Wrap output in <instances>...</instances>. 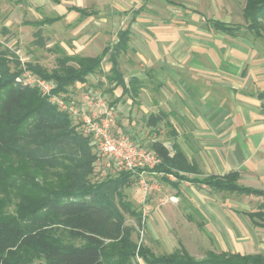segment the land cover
I'll use <instances>...</instances> for the list:
<instances>
[{"label": "trees", "instance_id": "trees-1", "mask_svg": "<svg viewBox=\"0 0 264 264\" xmlns=\"http://www.w3.org/2000/svg\"><path fill=\"white\" fill-rule=\"evenodd\" d=\"M67 10L78 12L80 18L96 14L78 6ZM142 10L138 9L133 19ZM63 17L47 16L24 24L43 27ZM243 18L246 25L215 19H207V23L216 32L237 36L245 28L255 38H264V0H246ZM117 37L111 48L97 56L62 53L51 69L33 63L26 68L54 81V93L68 94L76 83L85 84L90 75L102 72L103 62L111 53L108 82L137 98L143 81L131 77L126 82L118 68L119 58L130 49L131 27L119 30ZM23 68L19 58L3 49L0 42V264H264V253L209 251L197 259L184 246L157 254L136 242L135 228L126 223L125 215L143 227V212L124 192L133 186L136 174L122 171L116 178L93 181L92 164L97 154L90 145L92 137L83 134L71 116L52 104L38 88L16 83ZM258 98L264 113V91ZM158 122L155 114L147 119L150 126ZM150 149L161 160L148 169L150 173L172 174L212 191L264 199V189L242 184L238 171L190 179L178 171L199 170L182 165L186 160L182 152L171 157L159 140L152 142ZM242 214L264 229V203L256 211Z\"/></svg>", "mask_w": 264, "mask_h": 264}, {"label": "rangeland", "instance_id": "rangeland-1", "mask_svg": "<svg viewBox=\"0 0 264 264\" xmlns=\"http://www.w3.org/2000/svg\"><path fill=\"white\" fill-rule=\"evenodd\" d=\"M245 3L246 0H0V42L3 49H8L19 58L21 66L33 63L51 69L62 53L95 56L105 48H111L118 39L119 30L131 27L130 49L127 54L121 55L118 67L128 82L130 70L155 69L158 52L163 49L157 38L158 28L163 24L172 22L174 26L184 27V36L202 32L200 29L216 34L205 19L246 25L243 18ZM70 6L90 8L96 14L80 18L79 13L68 12ZM140 8L143 10L133 19V13ZM55 15L64 17L43 27L24 24L25 21ZM240 37L264 61V38H255L245 28ZM150 48L154 52H148ZM143 51L148 55L144 58L146 63L141 57ZM110 54L103 62L102 72L90 75L87 83H76L69 88L68 94L64 93L67 104L77 109L79 115L67 113L85 134L80 115L82 110L93 116L113 107V134L129 137L134 143L150 148V143L158 138L159 133L157 130L150 131L139 113L133 116L134 111H131L128 114L130 95L124 94L121 86L108 82L106 74L112 68ZM148 58L151 61L148 62ZM154 60L155 63H152ZM141 62L146 67H141ZM141 94L138 99L142 98ZM100 102L105 103L104 107L99 106ZM93 150L96 152L95 148ZM92 166L93 181L116 178L120 173L110 159H99L97 156ZM139 170L133 172L137 176L133 186L124 189L127 199L143 212V227L137 225L132 216L125 215L126 223L135 228L133 238L139 244L149 246L157 254L170 253L184 246L197 259L205 257L209 251L264 253V229L255 226L242 214L256 211L264 203L263 198L216 192L188 184L178 195L171 186L162 182L160 176L148 169ZM241 174L242 184L264 189V173ZM37 180L43 182L42 178ZM142 181L148 184L147 189ZM199 222L203 223V228L197 224Z\"/></svg>", "mask_w": 264, "mask_h": 264}, {"label": "crops", "instance_id": "crops-1", "mask_svg": "<svg viewBox=\"0 0 264 264\" xmlns=\"http://www.w3.org/2000/svg\"><path fill=\"white\" fill-rule=\"evenodd\" d=\"M183 29L172 22L159 27L157 38L163 49L158 52L155 69L129 71L130 78L143 81L140 94L143 92L141 99L129 97L128 114L142 115L146 127L159 133L154 141L163 142L171 157L182 152L186 158L182 165L199 170L180 169L181 176H222L230 171L262 175L264 113L258 98L264 91L262 56L248 47L240 34H210L200 29L202 32L184 36ZM147 51L154 52L151 48ZM141 54L146 63L148 55L145 51ZM145 63L141 62V67H146ZM151 114L159 116L156 126L147 124ZM154 174L178 195L186 184L206 187L172 174Z\"/></svg>", "mask_w": 264, "mask_h": 264}, {"label": "built area", "instance_id": "built-area-1", "mask_svg": "<svg viewBox=\"0 0 264 264\" xmlns=\"http://www.w3.org/2000/svg\"><path fill=\"white\" fill-rule=\"evenodd\" d=\"M16 83L24 87L38 88L52 104L70 114L79 115L77 109L67 104L64 93H54L56 88L54 81L44 79L24 67L22 73L17 76ZM104 105V102L99 103V106L104 107ZM80 115L81 118L83 117L82 130L92 137L91 145L96 149L98 158L110 159L119 172L152 169L160 163L161 160L154 150L134 143L129 137H117L113 134L115 108H106L93 116L82 110ZM142 183L147 189L148 184L143 181Z\"/></svg>", "mask_w": 264, "mask_h": 264}]
</instances>
